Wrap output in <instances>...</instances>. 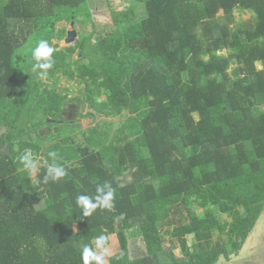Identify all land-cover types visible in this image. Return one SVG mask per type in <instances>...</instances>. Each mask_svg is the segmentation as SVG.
Wrapping results in <instances>:
<instances>
[{
	"label": "trees",
	"instance_id": "16d2710c",
	"mask_svg": "<svg viewBox=\"0 0 264 264\" xmlns=\"http://www.w3.org/2000/svg\"><path fill=\"white\" fill-rule=\"evenodd\" d=\"M62 22L93 30L60 49ZM112 22L94 41L89 0H0V264H83L100 235L118 242L107 264L239 257L264 213V0H129ZM41 39L56 49L47 81L31 71ZM61 77L85 85L70 102L88 116L129 115L114 136L105 124L60 140L52 126L73 122ZM27 149L36 178L19 159ZM49 151L66 176L44 183ZM104 183L113 209L83 217L76 197ZM135 240L144 251L132 258Z\"/></svg>",
	"mask_w": 264,
	"mask_h": 264
},
{
	"label": "rangeland",
	"instance_id": "374dc122",
	"mask_svg": "<svg viewBox=\"0 0 264 264\" xmlns=\"http://www.w3.org/2000/svg\"><path fill=\"white\" fill-rule=\"evenodd\" d=\"M89 3L93 10V19L96 23V34L94 36V41L96 38H99L101 35L105 36L110 32L113 28L112 22V12L114 10H123L126 9L129 5V0H89ZM236 20L238 22H247L252 19V14L248 12H235ZM66 28L67 33L68 31L76 30L78 33V37L80 33L88 34L91 33L93 27L91 24L81 25L79 22L74 24V28L71 27V23L62 22L58 25V29ZM101 36V37H102ZM67 37V36H66ZM65 39L61 41L54 40V44L59 43V47L64 48L66 47ZM80 56L76 53L74 55V60L78 59ZM231 67H235L232 65ZM258 67L262 69V65L258 64ZM46 79V78H45ZM44 79V80H45ZM47 81V80H45ZM69 89V91L66 90ZM56 89L62 92L64 95H68V99L66 101L67 106L73 105L78 106L76 107L75 113L73 114L72 119H68L66 121L72 120L73 122H69L68 124L61 123L58 125V129L52 126L53 131L60 133V140L63 137L74 138L78 143H82L86 141V133L94 128V127H102L105 124H111L110 134L114 136V134L118 131L119 127L123 124L124 120L129 117V115H124L121 117H91L87 114L92 111L87 104H82L79 106L80 102H70L71 99H85V85L78 84L75 80H67V78L61 77L60 83L57 85ZM73 104V105H71ZM78 110V112H76ZM198 119V116L195 115ZM61 118V117H60ZM50 118L48 121H51ZM67 123V122H66ZM86 132V133H85ZM51 131L49 128L42 129V134L47 135L50 134ZM88 134V133H87ZM37 134H33L35 137ZM37 141V138L35 139ZM45 146H49L50 142H44ZM1 151V150H0ZM40 162H35L36 170L32 171V177L36 178L37 174L39 173ZM34 204L39 208L43 207L45 204L43 202L35 201ZM198 213H202V210H198ZM225 220L231 221V218L228 215L224 216ZM214 244H223L227 246L228 250L231 251V246L229 245V239L227 235H220L218 232L215 233L213 237ZM133 244V245H132ZM247 245V246H246ZM245 245V249L241 252L240 256L234 258L232 255L230 256V260H226L225 258L221 257L219 264H264V213L258 222L257 226L255 227L253 233L250 236V240L248 239ZM118 242L115 237H112V245L107 249L106 261L109 257H111L117 249ZM131 251H132V258H137L140 255H143V243L141 240H135L131 243ZM177 254L181 255V249L177 250Z\"/></svg>",
	"mask_w": 264,
	"mask_h": 264
},
{
	"label": "clouds",
	"instance_id": "9594fccd",
	"mask_svg": "<svg viewBox=\"0 0 264 264\" xmlns=\"http://www.w3.org/2000/svg\"><path fill=\"white\" fill-rule=\"evenodd\" d=\"M55 51L56 49L44 39L39 40L36 47L32 49L31 55L34 63L31 65V71L36 73L41 79L47 78L49 70L53 68L55 63L53 54ZM47 155L52 162L48 163V161H45L47 167L44 183H48L49 180L58 182L66 176V170L64 166L57 163L58 156L55 151H49ZM19 159L23 167L29 172L36 170L33 152L30 149L25 150ZM114 198V190L109 184L104 183L96 187L94 196L78 195L76 203L82 209L83 217H91L97 209L111 211L114 207ZM107 244L108 237L100 235L94 241L95 247L85 245L81 253L83 264H107L105 258L107 255Z\"/></svg>",
	"mask_w": 264,
	"mask_h": 264
},
{
	"label": "water",
	"instance_id": "95a60500",
	"mask_svg": "<svg viewBox=\"0 0 264 264\" xmlns=\"http://www.w3.org/2000/svg\"><path fill=\"white\" fill-rule=\"evenodd\" d=\"M71 27L72 28L74 27V23L71 24ZM77 39H78V33L76 30L68 31L67 37L65 39V43L67 46L74 45ZM249 240H250V238H249ZM245 248H243V249H245Z\"/></svg>",
	"mask_w": 264,
	"mask_h": 264
},
{
	"label": "flooded vegetation",
	"instance_id": "af4514ba",
	"mask_svg": "<svg viewBox=\"0 0 264 264\" xmlns=\"http://www.w3.org/2000/svg\"><path fill=\"white\" fill-rule=\"evenodd\" d=\"M63 113L64 120L72 119L73 118V107L69 106L68 109L64 110Z\"/></svg>",
	"mask_w": 264,
	"mask_h": 264
},
{
	"label": "crops",
	"instance_id": "0c3cea01",
	"mask_svg": "<svg viewBox=\"0 0 264 264\" xmlns=\"http://www.w3.org/2000/svg\"><path fill=\"white\" fill-rule=\"evenodd\" d=\"M262 217V216H261ZM117 240V239H116Z\"/></svg>",
	"mask_w": 264,
	"mask_h": 264
}]
</instances>
